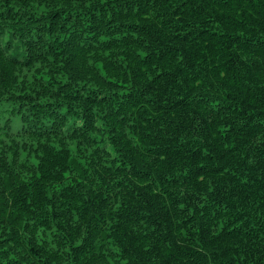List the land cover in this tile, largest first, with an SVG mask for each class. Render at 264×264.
Instances as JSON below:
<instances>
[{"label": "trees", "instance_id": "1", "mask_svg": "<svg viewBox=\"0 0 264 264\" xmlns=\"http://www.w3.org/2000/svg\"><path fill=\"white\" fill-rule=\"evenodd\" d=\"M0 264H264V0H0Z\"/></svg>", "mask_w": 264, "mask_h": 264}]
</instances>
